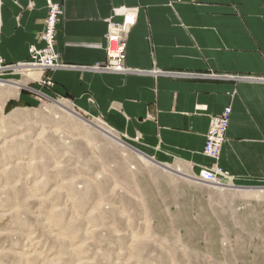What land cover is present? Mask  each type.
<instances>
[{
    "label": "rangeland",
    "instance_id": "374dc122",
    "mask_svg": "<svg viewBox=\"0 0 264 264\" xmlns=\"http://www.w3.org/2000/svg\"><path fill=\"white\" fill-rule=\"evenodd\" d=\"M31 63L0 59L15 67L0 82L25 86L7 99L0 85V264H264V193L251 192L264 188L215 191L145 163L27 89L38 74L17 66Z\"/></svg>",
    "mask_w": 264,
    "mask_h": 264
},
{
    "label": "crops",
    "instance_id": "0c3cea01",
    "mask_svg": "<svg viewBox=\"0 0 264 264\" xmlns=\"http://www.w3.org/2000/svg\"><path fill=\"white\" fill-rule=\"evenodd\" d=\"M50 1L63 10L54 49L66 68L45 73L52 88L27 89L68 100L150 158L193 173L211 165L202 153L210 118L230 107L218 167L238 188H264V0ZM47 2L0 0L5 64L26 62L30 47H43ZM121 8L137 11L129 72L96 71L106 62L105 20Z\"/></svg>",
    "mask_w": 264,
    "mask_h": 264
},
{
    "label": "built area",
    "instance_id": "2783aa9c",
    "mask_svg": "<svg viewBox=\"0 0 264 264\" xmlns=\"http://www.w3.org/2000/svg\"><path fill=\"white\" fill-rule=\"evenodd\" d=\"M63 16L62 7L54 4L50 0L47 2V16L44 21L43 31L38 35V40L42 42L43 47L37 49L30 47L31 64H19L17 68L24 69L31 66V70L37 72L33 81L45 89L53 86L52 81L45 76L49 70L62 69L66 66L60 62L59 55L55 52L56 26ZM120 16V22H114L112 18ZM114 16L105 20L106 34L104 36V53L106 57L105 65L95 66L94 70L100 72H109L116 74H126L129 69L125 65L127 37L136 24L137 11L133 8H121L114 12ZM15 67L0 68L2 71L13 69ZM179 76V75H177ZM184 77V76H183ZM226 79L234 81H259V79L228 76ZM231 108L226 107L220 115L210 118L209 127L205 134L203 156L211 161L209 167L200 168L198 173H193L194 182L202 187H207L215 191L229 190L234 191L238 187L232 184L229 176L218 167L222 146L226 141V133L231 116ZM76 113V112H75ZM79 115L78 113H76ZM226 181V182H225Z\"/></svg>",
    "mask_w": 264,
    "mask_h": 264
},
{
    "label": "bare ground",
    "instance_id": "6f19581e",
    "mask_svg": "<svg viewBox=\"0 0 264 264\" xmlns=\"http://www.w3.org/2000/svg\"><path fill=\"white\" fill-rule=\"evenodd\" d=\"M0 85L1 86H8V91H7V99L8 98H13V97H16L17 96V94H18V91H19V85L17 84V83H14V85L13 84H11V83H8V82H0ZM55 104L58 106L57 108V110L61 113V117L63 118V119H65V120H67V121H71V120H77V121H81V122H84L82 119H81V117H80V115H77V114H75V112L70 108V107H68L67 105H65V104H63V103H61V102H55ZM22 114V113H21ZM20 112H15V113H13L12 115L13 116H15V117H19V118H21L20 117ZM14 117V118H15ZM96 119V118H95ZM98 121H99V125H97V124H92V128L94 127V130H96V131H98L101 135H103L104 137H105V139L107 138V139H110V140H112L113 142H115L116 144L115 145H118V146H120V147H122V148H124V149H126L127 147L123 144V143H121L122 141H120V139H118V137H117V135L114 133V132H112L111 131V129L110 128H108L106 125V127L104 126V124L102 123V121L101 120H99V119H97ZM96 120V121H97ZM97 121V122H98ZM84 123H86V122H84ZM87 124V123H86ZM89 124V123H88ZM87 124V125H88ZM91 126V125H90ZM99 134V135H100ZM109 140V141H110ZM111 141V142H112ZM129 149V148H128ZM127 150V149H126ZM121 151H123V150H121ZM129 151H131L135 156H138L140 159H142L143 161H145V163H147L148 162V160L147 159H145V158H143L141 155H139V154H137V153H135V151L132 149V150H129ZM124 152V151H123ZM127 152H128V150H127ZM130 152V153H131ZM154 162H157L156 160H153ZM153 161H150V163L148 162V164H151V165H153V166H155V167H160V169H163V170H170V171H172V172H174V173H176V174H179L180 175V177L182 176V177H184L185 179H188V181H194V178H193V176H192V174H191V172H190V170L189 169H187V168H184L183 166H181V165H176V167H175V169H171L170 167H168V166H165V165H159V164H156V163H154ZM147 164V165H148ZM174 167V166H173ZM157 169V168H156ZM166 173V172H165ZM169 173V172H168ZM223 191V190H222Z\"/></svg>",
    "mask_w": 264,
    "mask_h": 264
},
{
    "label": "water",
    "instance_id": "95a60500",
    "mask_svg": "<svg viewBox=\"0 0 264 264\" xmlns=\"http://www.w3.org/2000/svg\"><path fill=\"white\" fill-rule=\"evenodd\" d=\"M121 143H123V142H121ZM125 146H128L127 144H125V143H123ZM134 151H136V152H138V153H140V155L143 157V158H145V159H147L148 161H153V160H151L148 156H146V155H144L143 153H141V152H139V151H137V150H134ZM154 162V161H153ZM154 163H156V164H159L160 165V163H158V162H154ZM244 189H250V188H244Z\"/></svg>",
    "mask_w": 264,
    "mask_h": 264
},
{
    "label": "trees",
    "instance_id": "16d2710c",
    "mask_svg": "<svg viewBox=\"0 0 264 264\" xmlns=\"http://www.w3.org/2000/svg\"><path fill=\"white\" fill-rule=\"evenodd\" d=\"M11 104H12V103H11V102H9V103L7 104V107H8V106H10Z\"/></svg>",
    "mask_w": 264,
    "mask_h": 264
}]
</instances>
